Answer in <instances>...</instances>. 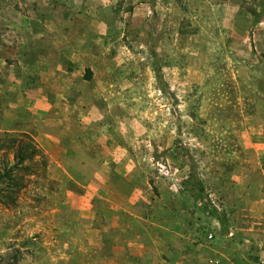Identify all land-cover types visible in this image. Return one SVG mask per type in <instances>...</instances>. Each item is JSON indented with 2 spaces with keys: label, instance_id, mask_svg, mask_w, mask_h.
I'll return each instance as SVG.
<instances>
[{
  "label": "rangeland",
  "instance_id": "obj_1",
  "mask_svg": "<svg viewBox=\"0 0 264 264\" xmlns=\"http://www.w3.org/2000/svg\"><path fill=\"white\" fill-rule=\"evenodd\" d=\"M63 3L40 8L62 16L50 24L70 40L63 68L93 114L83 131L71 110L52 150L60 167L38 142L41 118L13 114L9 73L0 68V264H119L102 241L108 225L131 221L105 200L126 208L132 190L141 222L159 217L155 206L183 207L195 231L219 228L234 259L251 262L246 240H264V0ZM25 134L39 153L7 177L17 148L7 141ZM189 178L220 206L226 232L183 193Z\"/></svg>",
  "mask_w": 264,
  "mask_h": 264
},
{
  "label": "crops",
  "instance_id": "obj_2",
  "mask_svg": "<svg viewBox=\"0 0 264 264\" xmlns=\"http://www.w3.org/2000/svg\"><path fill=\"white\" fill-rule=\"evenodd\" d=\"M70 2H65L67 11L71 10ZM63 4V0H0V5H3L0 10V68L5 67L9 73L8 81L14 91L13 114L21 117L23 111V116L41 118L36 122L40 123L36 126L38 142L60 167L64 166V161L56 159L52 150L57 142L65 139L63 132L74 118V111H78L76 117L83 125V131L86 129L85 118L93 114L88 108L89 96L71 92L73 78L63 68V54L69 51L70 40L67 37L63 42L61 28L50 24L63 18L56 10V14L51 15L44 12L45 8H40L41 5H47L49 9L61 8ZM50 35L52 39L47 38ZM26 69H33L35 74L23 72ZM39 69L46 71L47 78L38 77ZM4 87V83H0V88ZM73 108L76 110L71 111ZM132 191L126 194V208L111 199L105 200L124 221H131L129 225L113 223L107 226L102 244L112 247L109 260H116L119 264H255L257 256L261 255L264 240L256 246H252L251 240H246L251 262L234 259L237 254L228 249L230 244L225 247L220 240L222 231L205 224L195 231L183 207L175 210L170 206H155L161 209L159 217H151L147 221L149 224L141 222L139 213L130 209ZM111 214L112 219L115 216L113 212ZM113 231L121 234L110 237L108 234ZM158 233L164 237H159ZM210 233H215V239H209ZM196 240L198 242L194 243ZM191 243L197 247L195 252L190 251ZM226 249L228 254L224 251Z\"/></svg>",
  "mask_w": 264,
  "mask_h": 264
},
{
  "label": "trees",
  "instance_id": "obj_3",
  "mask_svg": "<svg viewBox=\"0 0 264 264\" xmlns=\"http://www.w3.org/2000/svg\"><path fill=\"white\" fill-rule=\"evenodd\" d=\"M262 12H264V3L261 5ZM258 11L253 9L251 10V14L253 16H256V13ZM259 20H257L258 23ZM91 76H88L87 79H90ZM1 142V139H0ZM3 142V141H2ZM8 146L9 144H12L10 148H15V153H14V163L10 168L7 170V177H14V171L17 168L22 167L23 163L28 160H32L36 155L39 153V149L36 146L35 141L33 140L32 137L29 135L25 134L22 136H17V135H11L10 139L7 141ZM5 144H2L1 148H4ZM11 175V176H10ZM182 191L189 197L193 198L195 201V207L196 210L201 212L204 216L206 217H211L215 218L218 220L221 225L223 230L226 232V222L224 219V215L216 208L215 204L213 203V200L210 196V194L207 192L205 186L203 185L202 182L200 181H192V179H187L185 182L182 184ZM4 195V194H3ZM7 199H12L14 203V198H10L8 195L5 194Z\"/></svg>",
  "mask_w": 264,
  "mask_h": 264
},
{
  "label": "built area",
  "instance_id": "obj_4",
  "mask_svg": "<svg viewBox=\"0 0 264 264\" xmlns=\"http://www.w3.org/2000/svg\"><path fill=\"white\" fill-rule=\"evenodd\" d=\"M213 203L215 204L216 208H218V210L222 213L220 206H218L214 201H213ZM218 223L221 225V223L219 221H218ZM230 235L232 236L233 234L230 232ZM215 237H216L215 233H210L209 239L213 240V239H215ZM255 264H264V244L262 246L261 255L257 256V261Z\"/></svg>",
  "mask_w": 264,
  "mask_h": 264
}]
</instances>
